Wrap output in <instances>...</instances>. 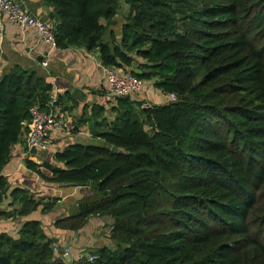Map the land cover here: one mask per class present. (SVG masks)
Here are the masks:
<instances>
[{"label":"trees","instance_id":"trees-1","mask_svg":"<svg viewBox=\"0 0 264 264\" xmlns=\"http://www.w3.org/2000/svg\"><path fill=\"white\" fill-rule=\"evenodd\" d=\"M48 1L56 46L98 48L101 64L176 98L114 96L111 116L100 104L91 108L99 128L91 133L103 144L70 142L52 161L26 154L27 168L45 181H97L77 212L54 226L79 230L90 217H108L112 247L66 261L40 222L27 220L17 237L0 234V256L11 264H238V243H209L240 235L257 254L251 264H264V244L250 230L264 223V209L255 208L264 185V0H126L120 39L111 43L102 41L101 19L117 15L116 0ZM51 89L18 65L0 76V201L18 203L0 219L55 204L9 190L2 174L12 145L30 131L29 107L45 106Z\"/></svg>","mask_w":264,"mask_h":264},{"label":"crops","instance_id":"crops-1","mask_svg":"<svg viewBox=\"0 0 264 264\" xmlns=\"http://www.w3.org/2000/svg\"><path fill=\"white\" fill-rule=\"evenodd\" d=\"M22 5L33 15L39 16L51 24L56 23L54 5L48 0H20ZM124 15H115L111 21L101 20L106 24L104 31L108 39L119 41ZM18 65L26 70H33L52 83L51 96L55 97L63 128L53 129L52 143L47 150L32 152L38 159L52 161L56 150L70 142H96L101 140L92 136L89 121L94 119L92 105L105 107L109 116L108 90L104 80L98 48L88 49L82 44L66 47L52 46L39 39L34 27H21L0 13V76ZM123 70V69H121ZM124 71V70H123ZM151 84V85H150ZM78 86L85 93L83 99H73L69 93ZM137 93V92H136ZM149 100L163 102L166 96L153 85L152 80L144 79V86L138 91ZM27 135L12 145L10 156L4 164L2 174L6 177L9 190L15 186L35 193L36 197L52 198L55 204L43 213L41 205L24 216L0 219V234L6 233L17 237L20 228L27 220H38L46 237L58 250L67 248L69 257L66 261L85 255L89 250L102 246L112 247L109 239L111 219L108 217H90L79 230L58 228L55 221L67 219L77 212L80 200L93 194L88 185L51 183L42 179L36 172L27 168L25 149ZM31 152V151H30ZM42 152L45 153L44 156ZM10 196L0 201V210L10 211L18 206H9Z\"/></svg>","mask_w":264,"mask_h":264},{"label":"built area","instance_id":"built-area-1","mask_svg":"<svg viewBox=\"0 0 264 264\" xmlns=\"http://www.w3.org/2000/svg\"><path fill=\"white\" fill-rule=\"evenodd\" d=\"M0 13L7 16L10 21L18 23L21 27H34L38 32L39 39L56 45L54 25L39 16L31 14L20 0H0ZM103 77L108 90L113 96H126L138 92L144 86V80L131 72H125L114 66L101 64ZM166 97L175 99L174 93H164ZM30 131L25 139L27 153L32 147L36 150H47L52 143L51 133L53 129H62L63 124L55 105V97L47 101L45 106L34 103L29 107ZM53 250L59 251L54 247ZM66 254L67 248L63 249ZM95 256L89 255V260Z\"/></svg>","mask_w":264,"mask_h":264},{"label":"rangeland","instance_id":"rangeland-1","mask_svg":"<svg viewBox=\"0 0 264 264\" xmlns=\"http://www.w3.org/2000/svg\"><path fill=\"white\" fill-rule=\"evenodd\" d=\"M116 1L118 4L117 15H126L128 12V8H129V5L126 2V0H116ZM124 18H125V16L123 17L122 20H124ZM101 20L103 21L104 19L102 18ZM102 41H108L109 43L112 42L111 39H108L105 36L102 37ZM108 97H109L107 100L109 103L108 105L109 106L114 105L116 102V98L112 94L109 95ZM131 98L134 100H144V101L156 102V101H152V100L147 99L141 93H138V92L131 94ZM165 100L166 99H164V101ZM111 115L112 114L109 113V116H111ZM89 126H90V128H93L95 130L99 129L98 127L93 125V120L89 121ZM146 129L149 130V127L146 126ZM96 142L99 144H103V141H101V140H96ZM43 152H45V151H43ZM43 152H42L41 156L45 155V153H43ZM255 208L257 210L264 209V185L262 187V191L260 192L259 200H258V203H257ZM250 230H251V232L256 233V237L258 238V240L264 244V223L262 225H260L258 228H254V227L250 226ZM225 242H227V243H232V242L238 243V244H236V249L233 252V256L235 257L236 262L238 264H251V263L258 261L257 254L253 255L251 247L243 240V237L240 235L218 237V238L214 239L211 243H209V245L210 246H216V245H219V244L225 243Z\"/></svg>","mask_w":264,"mask_h":264},{"label":"water","instance_id":"water-1","mask_svg":"<svg viewBox=\"0 0 264 264\" xmlns=\"http://www.w3.org/2000/svg\"><path fill=\"white\" fill-rule=\"evenodd\" d=\"M69 95H70V97L73 98V99H79V100H81V99L84 98L85 93L82 91V89H81L80 87H78V86H74V87L71 89ZM111 149H112V150H117L118 148L115 147V146H112ZM30 151H31V152H36V148H35V147H32V148L30 149ZM96 184H97V181H91V182H90V186H95ZM57 253H58L59 255H62L63 257H65V258H67V259H68V257H69V255L66 254V253L64 252L63 249H62V250H59ZM0 264H11V263H10V261H9L5 256H0Z\"/></svg>","mask_w":264,"mask_h":264}]
</instances>
